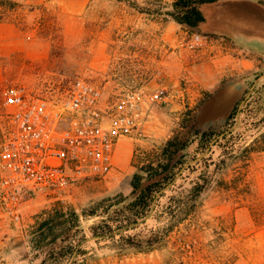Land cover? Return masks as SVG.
Listing matches in <instances>:
<instances>
[{"label": "rangeland", "instance_id": "rangeland-1", "mask_svg": "<svg viewBox=\"0 0 264 264\" xmlns=\"http://www.w3.org/2000/svg\"><path fill=\"white\" fill-rule=\"evenodd\" d=\"M73 1L0 0V142L9 127L7 85L55 100L77 75L98 85L105 102L141 91L140 135L122 137L125 162L107 176L61 194L29 193L19 220L0 207V264H264V0H216L197 26L172 18L175 0H88L82 13ZM215 53L224 57V74L206 85ZM234 59L242 61L237 71ZM161 81L171 95L152 102L147 94ZM227 84L240 92L230 112L199 121L206 101ZM199 130L214 133L206 149L193 134ZM174 136L189 141L185 162L157 207L127 231L164 238L140 250L119 235L93 237L99 216L87 213L128 196L133 174L146 175L142 168ZM55 210L66 214L48 219ZM74 212L80 227L69 229L70 243L61 222ZM48 225L53 233H44Z\"/></svg>", "mask_w": 264, "mask_h": 264}, {"label": "built area", "instance_id": "built-area-1", "mask_svg": "<svg viewBox=\"0 0 264 264\" xmlns=\"http://www.w3.org/2000/svg\"><path fill=\"white\" fill-rule=\"evenodd\" d=\"M170 95L161 81L147 98L165 102ZM104 102L102 89L81 75L55 100L23 84L4 88L9 127L0 142V207L6 215L19 220L29 193L61 194L112 171L116 142L140 135L143 94L128 90Z\"/></svg>", "mask_w": 264, "mask_h": 264}, {"label": "trees", "instance_id": "trees-1", "mask_svg": "<svg viewBox=\"0 0 264 264\" xmlns=\"http://www.w3.org/2000/svg\"><path fill=\"white\" fill-rule=\"evenodd\" d=\"M216 0H175L173 8L169 11L172 18L188 26H197L205 22L203 9L206 4L213 3ZM193 134H201L200 149H206L214 133L211 131H195ZM189 145L187 139H179L174 136L167 140L162 147L161 153L156 160L150 161L148 168L144 166L141 172L133 174L131 179L132 190L128 196H115L107 198L94 207L88 216H99L90 226V232L93 237L101 239L113 238L119 235V241L124 246L135 247L137 249H150L159 243L166 233L151 232L149 236L127 233L131 228L136 227L138 221L144 219L152 209L157 207L159 198L163 195L164 189L174 180L182 164L185 162ZM198 189L197 192H199ZM103 204V205H101ZM171 213V212H170ZM64 211L55 210L48 219L64 216ZM46 225L48 220L44 221ZM61 224L65 225V237L72 243L75 237L69 233L71 226L80 227L79 215L75 212L70 214ZM54 227L44 229V233L54 231ZM79 231L83 229L79 228ZM85 236V235H84Z\"/></svg>", "mask_w": 264, "mask_h": 264}, {"label": "crops", "instance_id": "crops-1", "mask_svg": "<svg viewBox=\"0 0 264 264\" xmlns=\"http://www.w3.org/2000/svg\"><path fill=\"white\" fill-rule=\"evenodd\" d=\"M88 3V0H75L73 2H70V7L76 8L80 13H82L83 8L86 6ZM87 7V6H86ZM222 54H213L212 56L210 55V60L206 62V68L205 70L207 71L206 76L202 77L203 81L206 83V85H212L216 80L218 79V76H221L222 71L221 68L219 67V64H222V59L224 58ZM234 69L235 71L239 70L240 65L242 64V61L239 59H234ZM181 70V69H180ZM180 70L176 71V75H179ZM126 141L124 138H120L114 147V152H113V165H115L116 161L120 162L123 160L125 162V158H122L124 156L125 151H126ZM128 157V156H127ZM127 160V158H126ZM124 164V163H123Z\"/></svg>", "mask_w": 264, "mask_h": 264}, {"label": "water", "instance_id": "water-1", "mask_svg": "<svg viewBox=\"0 0 264 264\" xmlns=\"http://www.w3.org/2000/svg\"><path fill=\"white\" fill-rule=\"evenodd\" d=\"M239 96L240 92L232 85L219 88L203 105L198 120L203 122L223 118L230 112Z\"/></svg>", "mask_w": 264, "mask_h": 264}]
</instances>
